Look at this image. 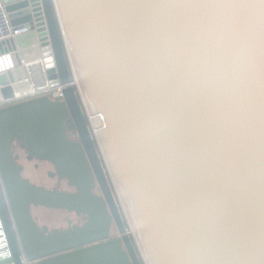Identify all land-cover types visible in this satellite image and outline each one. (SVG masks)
I'll return each instance as SVG.
<instances>
[{"label":"water","instance_id":"obj_1","mask_svg":"<svg viewBox=\"0 0 264 264\" xmlns=\"http://www.w3.org/2000/svg\"><path fill=\"white\" fill-rule=\"evenodd\" d=\"M0 4L28 28L5 38L0 15V103L63 86L0 107V264H22L20 250L34 264H145L69 52L148 264H264V0ZM15 147L74 192L31 183ZM34 209L85 222L49 228Z\"/></svg>","mask_w":264,"mask_h":264},{"label":"flooded vegetation","instance_id":"obj_2","mask_svg":"<svg viewBox=\"0 0 264 264\" xmlns=\"http://www.w3.org/2000/svg\"><path fill=\"white\" fill-rule=\"evenodd\" d=\"M67 137L72 141H77L74 133H67ZM94 145H95V149L97 151L99 160L101 162V166L105 173L106 179L108 181L111 193L113 195V198L119 210L113 187L110 183L108 173L104 167L101 155L99 154V151H98V148L95 142H94ZM14 152L20 155L19 162L24 165L23 176L25 178H28L31 183H34L36 185H41L49 189L57 188V189H62V191H65V192H71V193L74 192L75 189L72 187H69L67 184V181L59 182L56 177L50 176V173H53V167L49 163L39 162L37 160L28 161L26 160L27 154L24 151L19 150L17 147H15ZM93 193L99 196L101 195L98 187L93 191ZM119 213L121 215L120 210H119ZM33 214L39 224H46L49 228L66 229L69 226L70 227L74 225L81 226L85 222L82 215L79 216V215H76V213H67L64 211L34 209ZM121 218H122L123 224L125 225L122 215H121ZM111 228H112L111 237H115L117 235L116 230L113 226Z\"/></svg>","mask_w":264,"mask_h":264},{"label":"built area","instance_id":"obj_3","mask_svg":"<svg viewBox=\"0 0 264 264\" xmlns=\"http://www.w3.org/2000/svg\"><path fill=\"white\" fill-rule=\"evenodd\" d=\"M0 15L2 16L3 19V25L7 28L8 34L7 36H5V38H13L16 35H19L23 32L28 31V28H21V29H17V30H12L11 27L9 26V22L6 19V16L3 12V8L0 4ZM70 68H71V74H72V83L71 85L74 87L76 95L78 97L81 109L83 111V114L85 116L87 125H88V129L91 133L92 139L94 142L97 143V132L95 130L94 124L92 123V119L91 116L89 114V111L87 109L86 103L84 101L83 95H82V91L80 86L78 85L77 79L75 77L76 73L74 71V67L72 65V62L70 61ZM62 90H63V86H57L54 88H46L44 90H39V91H34V90H30V92H28L27 94H23L21 96H19L18 98L12 100V101H8L5 103H0V107L4 106V105H9L12 103H17V102H23V101H27V100H31V99H35V98H39V97H49L51 99L57 98V97H61L62 94ZM8 103V104H6ZM127 234L133 239L134 241V245L135 248L138 250H140L138 243L133 235V233L131 231L128 232V229L126 228ZM139 254L141 255L140 251H138ZM142 256V255H141ZM20 261L22 264H34V262H29L26 260V258L24 257V254L22 253V251L20 250Z\"/></svg>","mask_w":264,"mask_h":264},{"label":"rangeland","instance_id":"obj_4","mask_svg":"<svg viewBox=\"0 0 264 264\" xmlns=\"http://www.w3.org/2000/svg\"><path fill=\"white\" fill-rule=\"evenodd\" d=\"M69 55H70V58L72 59L70 53H69ZM72 65H73V67H74V64H72ZM74 71H75V68H74ZM75 73H76V71H75ZM113 189H114V193H115V197H116V201H117V204H118L119 210H120V212H121V215H122L123 220H124V223H125V227L128 229V232H129V231L133 232V231H132L133 226H132L131 221H130V219H129V216H128V213H127V211H126V208H125V206H124L123 200H122L121 196L119 195V193L116 192V189H115L114 185H113ZM136 250H137V249H136ZM138 251H140V253H141V250H138ZM138 254H139V252H138ZM139 255H140V254H139ZM141 255H142V253H141ZM142 257H143V255H142ZM143 259H144V258H143ZM146 262H147V260H146ZM147 263H148V262H147Z\"/></svg>","mask_w":264,"mask_h":264},{"label":"bare ground","instance_id":"obj_5","mask_svg":"<svg viewBox=\"0 0 264 264\" xmlns=\"http://www.w3.org/2000/svg\"><path fill=\"white\" fill-rule=\"evenodd\" d=\"M68 45V44H67ZM70 51V50H69ZM70 53V52H69ZM70 60H71V62H72V64H73V61H72V59L70 58ZM75 77H76V79H77V82H78V85H79V81H78V78H77V74L75 75ZM80 86V85H79ZM93 123V122H92ZM111 174H112V172H111ZM112 179H113V185H114V187H115V189H116V192L117 193H119V195H120V192H119V190H118V187H117V185H116V182H115V179H114V177H113V174H112ZM121 196V195H120ZM132 233H133V235H134V237H135V239H136V241H137V243H138V246H139V248H140V250H141V253H142V255H143V258H144V261H145V264H148L147 262H146V257H145V255H144V252H143V250H142V248H141V246H140V243H139V241H138V239H137V236H136V234H135V232H134V229L132 228Z\"/></svg>","mask_w":264,"mask_h":264}]
</instances>
